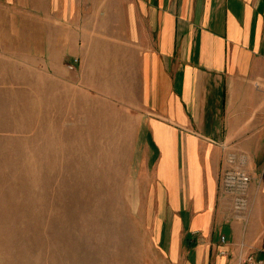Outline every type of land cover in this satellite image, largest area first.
<instances>
[{
	"label": "crops",
	"instance_id": "crops-1",
	"mask_svg": "<svg viewBox=\"0 0 264 264\" xmlns=\"http://www.w3.org/2000/svg\"><path fill=\"white\" fill-rule=\"evenodd\" d=\"M65 49L79 54L76 82L107 98L120 90L134 117L146 167L154 162L146 193L161 251L240 264L260 248L258 199L244 228L219 186L229 145L249 155L264 195V0H0L6 65L60 69Z\"/></svg>",
	"mask_w": 264,
	"mask_h": 264
},
{
	"label": "rangeland",
	"instance_id": "rangeland-1",
	"mask_svg": "<svg viewBox=\"0 0 264 264\" xmlns=\"http://www.w3.org/2000/svg\"><path fill=\"white\" fill-rule=\"evenodd\" d=\"M60 62L0 60V264H186L192 253L174 262L153 242L154 162L121 91L76 82L70 49ZM254 182L244 228L256 205L264 216L261 175Z\"/></svg>",
	"mask_w": 264,
	"mask_h": 264
},
{
	"label": "built area",
	"instance_id": "built-area-1",
	"mask_svg": "<svg viewBox=\"0 0 264 264\" xmlns=\"http://www.w3.org/2000/svg\"><path fill=\"white\" fill-rule=\"evenodd\" d=\"M70 67H73V64H70ZM226 148L228 152L219 189L223 198L227 200L230 220L244 223L248 220L247 213L251 204L250 188L253 179L248 169L249 157L239 148L229 146ZM220 240L225 242L226 236L222 234ZM239 262L240 264H264V248H251L249 252H241Z\"/></svg>",
	"mask_w": 264,
	"mask_h": 264
},
{
	"label": "trees",
	"instance_id": "trees-1",
	"mask_svg": "<svg viewBox=\"0 0 264 264\" xmlns=\"http://www.w3.org/2000/svg\"><path fill=\"white\" fill-rule=\"evenodd\" d=\"M191 242H192V241H190V245L192 246Z\"/></svg>",
	"mask_w": 264,
	"mask_h": 264
}]
</instances>
